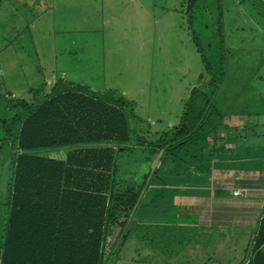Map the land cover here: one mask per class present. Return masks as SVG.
Instances as JSON below:
<instances>
[{
  "label": "rangeland",
  "instance_id": "obj_1",
  "mask_svg": "<svg viewBox=\"0 0 264 264\" xmlns=\"http://www.w3.org/2000/svg\"><path fill=\"white\" fill-rule=\"evenodd\" d=\"M60 79L122 97L153 139L178 126L197 102L195 91L209 85L229 98L244 91L257 104L264 96V0H0L2 213L19 103H39ZM212 105L220 117L241 110Z\"/></svg>",
  "mask_w": 264,
  "mask_h": 264
},
{
  "label": "trees",
  "instance_id": "obj_2",
  "mask_svg": "<svg viewBox=\"0 0 264 264\" xmlns=\"http://www.w3.org/2000/svg\"><path fill=\"white\" fill-rule=\"evenodd\" d=\"M195 93L191 111L152 143L134 137L133 108L121 97L60 79L39 103L21 101L7 140L12 165L0 264H106L140 198L161 195L162 185L202 163L204 141L221 117ZM56 152L65 160L48 156ZM263 246L264 214L247 264H264Z\"/></svg>",
  "mask_w": 264,
  "mask_h": 264
},
{
  "label": "crops",
  "instance_id": "obj_3",
  "mask_svg": "<svg viewBox=\"0 0 264 264\" xmlns=\"http://www.w3.org/2000/svg\"><path fill=\"white\" fill-rule=\"evenodd\" d=\"M201 23L197 26L200 27ZM213 59L217 62L222 60L220 57ZM225 66L223 64L219 67L225 70ZM224 73L222 78L225 77ZM61 80L66 84L81 86ZM224 80L221 79L220 87ZM242 80H234V83H241ZM54 85L50 84L46 91L44 89V96ZM81 87L92 91L88 87ZM229 90L223 92L228 93ZM217 91L209 85L201 93L214 107H237L241 110L230 117H221L205 139L202 163L192 168V174L178 175L174 181L171 179L169 185L179 187L162 185L161 195L157 196L154 190L140 198L138 208L143 203L140 212L131 215L128 226L124 228L106 264L249 262L252 240L264 214V96L261 102L255 104L253 99L244 95V91L230 98L228 94H218ZM217 96H220L219 99ZM231 98L230 103L228 99ZM254 107L257 110H253ZM131 125L134 137L148 143L157 141L163 135L153 139L148 125L134 113ZM6 146L10 156L12 148ZM61 155L59 153L56 159L65 160V155ZM1 158L3 160L4 156ZM137 167H133L134 171ZM10 179L11 173L8 180L6 177L4 181L5 202L2 205L5 212H0V248L7 216Z\"/></svg>",
  "mask_w": 264,
  "mask_h": 264
},
{
  "label": "water",
  "instance_id": "obj_4",
  "mask_svg": "<svg viewBox=\"0 0 264 264\" xmlns=\"http://www.w3.org/2000/svg\"><path fill=\"white\" fill-rule=\"evenodd\" d=\"M123 150H124L123 148H120V149H119V152H120V151H123ZM161 156H162V155L159 156L157 162H156L155 165L152 167V170H151V173H150V176H149L148 182L150 181V179H151V177H152V175H153V173H154V171H155V169H156V165L159 164V161H160ZM135 172H136V173H135V176H136V177H140V172H138L137 169H136ZM148 182H147V183H148ZM129 222H130V221H129ZM129 222H128L127 224H129ZM127 226H128V225H127ZM127 226H126V227H127ZM121 237H122V236H121Z\"/></svg>",
  "mask_w": 264,
  "mask_h": 264
}]
</instances>
